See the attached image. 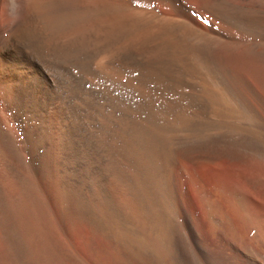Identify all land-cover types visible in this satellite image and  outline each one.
I'll list each match as a JSON object with an SVG mask.
<instances>
[{"label": "bare ground", "instance_id": "6f19581e", "mask_svg": "<svg viewBox=\"0 0 264 264\" xmlns=\"http://www.w3.org/2000/svg\"><path fill=\"white\" fill-rule=\"evenodd\" d=\"M17 2L13 19L0 0V264L12 230L22 264H104L85 232L106 264H221L243 232L263 245L264 0ZM180 165L231 178L206 194L211 227L229 221L220 250ZM249 244L233 264H264Z\"/></svg>", "mask_w": 264, "mask_h": 264}, {"label": "rangeland", "instance_id": "374dc122", "mask_svg": "<svg viewBox=\"0 0 264 264\" xmlns=\"http://www.w3.org/2000/svg\"><path fill=\"white\" fill-rule=\"evenodd\" d=\"M222 170V169H221ZM259 172H258V171ZM210 171H208L207 170V168L205 167V168H203V167H190V166H185V165H180L178 168H177V177H178V183H179V187H180V192H181V195H182V198L185 200V199H187V196H188V199H191V202H193L192 203V207H193V210H194V212H195V214H196V216H197V222H195V227H197L196 229V231H197V233H198V235L201 237V240H203L204 242L203 243H205V242H209L208 244H210L211 246H214L216 249H218V250H220L221 249V247H220V245H221V237L220 236H222L223 235V237H222V239L224 238L225 240H227L228 239V237L227 236H229V239L228 240H230L231 238V236H232V234H230L231 233V229H230V227H229V225H228V223H229V221L227 220L228 218L227 217H225V215L226 214H224L222 217H224V218H220L221 219V223L223 222V224L225 225H223V227H221L220 226V228H219V230L218 231H220L221 230V228H223L221 231H222V233H220V232H216L217 230H215V229H213L212 227H211V225H210V223L208 222L209 221V215H207L208 214V208L206 209V207L207 206H205V205H207V195L206 194H208V192H209V190H211L212 188V186L214 185V186H218L219 185V183H220V185H222V186H224V187H228L229 186V184H230V180H231V178H230V176H229V174L227 173V172H225V171H223L222 170V172L220 171V173L222 174H213V173H209ZM252 172H255V173H262V172H264V169L262 170V168L260 169H255V170H253L252 169ZM211 177H210V176ZM210 177V178H209ZM212 178H213V180H212ZM219 181H218V180ZM224 181H223V180ZM216 180V181H215ZM214 181H215V183H214ZM214 184H213V183ZM229 182V183H228ZM222 183V184H221ZM212 184V185H211ZM228 185V186H227ZM209 186H211L209 189H208V187ZM214 186H213V188H214ZM206 190H207V192H206ZM264 186H263V189H262V193L264 194ZM205 194V195H204ZM264 196V195H263ZM190 197V198H189ZM206 203V204H205ZM225 205H226V207L227 206H229V204L228 203H225ZM227 209L229 210V208L227 207ZM207 212V213H206ZM230 211H228V213H229ZM254 212H255V217L257 218L258 217V215L262 212V210L260 209V208H256L255 210H254ZM179 213H181V215L179 214V218H177V221H178V223L179 222H181V225L183 226V227H181V230H185V229H183V228H186V222H185V218H183V217H181L180 218V216H182L183 215V213L182 212H179ZM227 213V212H226ZM227 216V215H226ZM183 218V219H182ZM178 219H180V220H178ZM223 219H224V221H223ZM226 222H227V224H226ZM197 223V224H196ZM209 223V224H208ZM180 224V223H179ZM180 225V226H181ZM197 225V226H196ZM222 225V224H221ZM240 225V224H239ZM241 226L242 225H240V230H242L241 229ZM208 227V228H207ZM9 229V231H11L10 229L11 228H8ZM223 230H225V232L223 231ZM226 230H227V232L230 234H227V232H226ZM210 231H212V232H210ZM239 231V230H238ZM217 234H216V233ZM243 232V231H242ZM7 233H9V234H7V239L9 238V236H10V240L8 241L9 242V246H11V245H17V246H14V247H10L11 248V251H13V249L15 250V251H17V249L19 248V250L21 251V254H19L20 253V251L19 252H16L15 253V251H13V253H12V255L13 254H17L16 256L14 255L13 256V260H14V258H15V261H14V264H16V263H18V261H21V263L19 262L18 264H22V260H23V262L25 261L24 259V253H23V246L21 247V243L18 241V240H20V238L19 237H17V235L15 236L13 233H14V231L12 230V232H11V234H13L14 235V237L13 236H11V234H10V232H7ZM226 233V234H225ZM239 233H241V231H239ZM209 234V235H208ZM218 234H219V236H218ZM220 234H222V235H220ZM264 234V233H263ZM90 233H87V232H85V233H82L81 235H80V237L78 238V241H77V244H78V248H79V250L81 251V253L86 257V258H88L89 260H93V261H99L100 263H104V264H106L107 262H108V257H107V255L104 253L105 251L103 250V248L100 246V244H99V242L97 241V240H95V238L91 235ZM224 235H227V236H224ZM241 235V234H240ZM249 234L248 233H246V232H243L242 233V236H244L243 237V239L242 240H238V241H236V243H235V245H234V251H233V253H234V255H232L231 257H229L230 258V261L232 260L233 262H235V260H236V257H239L240 256V252H245V249H247V244L250 242V244L249 245H252V247H253V249H255V250H257L262 256L264 255V238H263V245H262V243L261 244H259L258 242H256L255 243V241L254 240H252V236L251 235H249L250 236V239H249V236H248ZM211 236H213V237H211ZM17 237V239H16V242H13V241H15V240H12V239H15ZM218 237V238H217ZM264 237V236H263ZM215 238V239H214ZM245 238H248V239H245ZM248 240V241H247ZM251 240V241H250ZM13 242V243H11V242ZM21 241V240H20ZM241 241H242V243H241ZM248 243H247V242ZM252 241H253V243H252ZM243 242H245V243H243ZM18 243H19V246H18ZM11 244V245H10ZM238 245V246H237ZM190 246H191V248H192V246L194 247V248H192V251L194 250V249H197L196 247H197V245H195V243H192V245L190 244ZM17 248V249H16ZM245 248V249H244ZM89 250V251H88ZM94 251V252H93ZM104 251V252H103ZM195 251V252H194ZM193 251V253H195L194 255L198 258V257H202L203 258V256L201 255L202 253L197 249V250H194ZM197 251V252H196ZM91 252V253H90ZM218 252V251H217ZM236 253V254H235ZM198 254V255H197ZM239 256H238V255ZM23 255V257H21V258H23V259H21L20 260V256H22ZM200 255V256H199ZM218 255H220V254H218ZM237 255V256H236ZM221 257V256H220ZM264 257V256H263ZM16 258H17V262H16ZM19 258V259H18ZM234 258V259H233ZM102 260V261H101ZM223 260V259H222ZM228 260V259H227ZM226 259L225 260H223L224 262H222L221 261V259H220V261H219V263H221V264H223V263H227V264H230V263H232L233 264V262L231 261H229L228 260V262H225V261H227ZM106 262V263H105ZM24 264H26V263H24Z\"/></svg>", "mask_w": 264, "mask_h": 264}, {"label": "clouds", "instance_id": "9594fccd", "mask_svg": "<svg viewBox=\"0 0 264 264\" xmlns=\"http://www.w3.org/2000/svg\"><path fill=\"white\" fill-rule=\"evenodd\" d=\"M6 6L8 10V15L15 19L19 14V5L17 0H6Z\"/></svg>", "mask_w": 264, "mask_h": 264}]
</instances>
